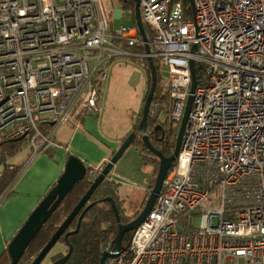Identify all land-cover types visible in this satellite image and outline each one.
<instances>
[{
  "label": "built area",
  "instance_id": "1",
  "mask_svg": "<svg viewBox=\"0 0 264 264\" xmlns=\"http://www.w3.org/2000/svg\"><path fill=\"white\" fill-rule=\"evenodd\" d=\"M105 1L0 0V159L23 137L35 154L58 148L57 128L99 116L113 61L152 57L149 120L175 128L192 107L153 209L105 264H264V0H140L150 55Z\"/></svg>",
  "mask_w": 264,
  "mask_h": 264
},
{
  "label": "water",
  "instance_id": "2",
  "mask_svg": "<svg viewBox=\"0 0 264 264\" xmlns=\"http://www.w3.org/2000/svg\"><path fill=\"white\" fill-rule=\"evenodd\" d=\"M188 1L193 6L194 4L193 0H188ZM134 19L139 29V33L143 41L145 42L146 54L150 55L151 47L149 44L145 26L142 22L141 15H140V0H136ZM194 49H196V47ZM147 60H148L149 68H150L151 87L144 101L142 119H141L138 129L141 133V139H142L144 146L147 148V150L151 154H153L159 159V169H158L154 187L152 191L150 192V195L143 207V210L137 216V218L131 221L130 223L125 224V225L121 224L118 210L116 208V205L113 199L112 198L106 199L107 202H110L112 204L116 219L118 221V233L113 241V245H114L113 253H108V252L102 253L100 264H105L107 258H114L117 256L118 252L120 251L122 247L124 235L136 230L143 223V221L146 219V217L149 215V213L153 209L155 202L158 198V195L162 191V187L166 179V176L169 172V169L174 164V162L176 161L179 155L182 139L184 136L188 117H189L191 107H192V97H190L187 103V107L185 110L183 120L179 127V131H178L179 133L177 136L175 150L170 157L165 156L163 153H161L151 144L150 139H149V134H148L149 110H150L151 103L157 91L158 75H157V69H156V66L154 64L152 57H148ZM191 69H192V80H193L192 93H194L198 82H197V78L195 74V63L193 61L191 62ZM23 139L24 137L21 140ZM136 139H137L136 133H131L125 139L121 147L114 153L110 161L104 165V168L102 169V171L94 179L93 184L90 187V189L81 198L80 202L73 209V211L69 214V216L65 219V221L60 225L56 233L52 236L50 241L40 252L38 257L32 262V264H42L47 259V257L51 254V251L59 244V241L63 237H64V241L66 245L68 246L69 252L63 258L59 259L53 264H65L69 260L73 249L69 245L68 238L71 235L78 233L85 214L92 207L96 205V203H91L87 206L93 194L95 193L97 188L104 182V180L109 175H111V172L113 171V169L115 168L119 160L123 157V155L126 153L128 148L134 144ZM88 170L89 168L77 156L75 155L69 156L66 162L65 170L63 174L60 176V178L58 179L55 186H53V188L41 200L38 206L34 209V211L30 214V216L27 218L25 223L22 225V227L20 228L16 236L9 243L7 251L9 253L11 264L20 263V261L24 257L31 243L35 240V238L40 233V231L43 229V227L50 221L53 214L58 210V208L61 206L63 201L67 198V196L70 193H72V191L76 188V186L86 178L88 174ZM78 216L79 218H78L76 230L74 232H67L70 225L74 222V220Z\"/></svg>",
  "mask_w": 264,
  "mask_h": 264
},
{
  "label": "trees",
  "instance_id": "3",
  "mask_svg": "<svg viewBox=\"0 0 264 264\" xmlns=\"http://www.w3.org/2000/svg\"><path fill=\"white\" fill-rule=\"evenodd\" d=\"M119 1H120L121 9L130 13L131 19L134 23L136 0H119ZM184 1L185 3H188V0H184ZM145 29L148 38L151 40L153 38L152 32L146 26ZM135 61L141 63L143 69L147 74L149 80L148 84L151 87L150 69L147 60L137 59ZM157 97H158V91H156L154 99L156 100ZM157 127L158 126L154 122L148 120V128H150L153 132H158L159 133L158 135L160 137H162V135L166 136L165 137L166 139L165 141L163 140L161 142L157 141L158 144H156L149 137L150 142L157 150H159L165 156L170 157L175 150L177 136H172V133L169 134L170 131L167 132L165 131L166 134L164 135L163 134L164 132L161 131L162 126H159V128ZM176 131H178V129H176ZM132 133L138 134L136 125ZM22 142L23 140H14L6 143L8 145H11L12 147H8L9 151L7 156H5L4 154L2 159H0V162H5V161L7 162L8 160L6 157L8 158L14 157L19 152V148L21 150V146L23 145ZM4 145L2 146L3 149L5 148ZM133 145H136L137 148L139 149L144 164L145 165L153 164L155 166V172H156V170L159 167V160L156 159V157L153 156L147 150L142 140L136 139ZM90 171L91 169L89 168L86 178L76 186V188L72 191V193H70L67 196V198L63 201V203L58 208V210L53 214L50 221L43 227V229L40 231V233L37 235L35 240L31 243V245L27 249L24 257L22 258L19 264H32V262L38 257L40 252L50 241L52 236L56 233L60 225L65 221V219L69 216V214L80 202L81 198L90 189L94 181V179L89 175ZM155 172H154L153 180L151 182V188H153L155 184V176H156ZM19 173H20L19 167L13 166L12 169H10L9 167L5 169L3 176L0 178V198L12 185V183L14 182V180L16 179ZM121 186H122L121 183H119L109 175L104 180V182L97 188V190L93 194L87 206L91 203H96V205L92 207L85 214L78 233L71 235L68 238L69 245L72 247L73 251L70 255L69 260L65 264H100L103 250L109 244L113 243L114 238L118 233V221L116 219L112 204L106 201L107 198L113 199L116 208L118 210L121 224L124 225L128 224L136 216L139 215L138 213L133 217L126 215V209L124 207L125 200H123L121 196ZM143 205H145V203ZM78 218L79 216L70 225L67 232H74L76 230ZM132 234L133 232L124 235L122 242L123 245H127L129 243ZM59 244L62 245L63 248L60 252L54 254L51 257L50 264H53L54 262L63 258L69 252L68 246L64 241V237L59 241ZM0 264H11V260L7 250L0 257Z\"/></svg>",
  "mask_w": 264,
  "mask_h": 264
},
{
  "label": "rangeland",
  "instance_id": "4",
  "mask_svg": "<svg viewBox=\"0 0 264 264\" xmlns=\"http://www.w3.org/2000/svg\"><path fill=\"white\" fill-rule=\"evenodd\" d=\"M105 5L109 22L114 29H119L123 24L133 25L130 13L122 10L120 4H115L114 0H106ZM120 10L123 15L122 20L118 15ZM191 19H193L192 12ZM107 76V81L101 88V111L97 119H99L101 131L107 137L110 139H125L133 132L135 125L136 128L139 127L144 101L149 92V80L141 63L124 55L117 58L108 66ZM179 126L180 124L176 125L175 128L179 130ZM165 127L167 131H170L169 134L172 133V136H178L179 132L173 126L165 124ZM58 135L57 133L56 136ZM22 143L21 150L19 148V152L14 157H6L14 165L25 158L27 148L31 149L26 140H23ZM7 145H4L5 148L3 149L5 156L8 154V147H12L11 145ZM158 169L155 172V180ZM153 173L154 167L144 164L136 145L128 148L111 172V176H115L125 184V186H121V196L125 200L126 215L133 217L137 213L140 214L143 210V204L148 196L146 190L150 185ZM58 245L51 251V254L42 264L51 263V256L61 249Z\"/></svg>",
  "mask_w": 264,
  "mask_h": 264
},
{
  "label": "crops",
  "instance_id": "5",
  "mask_svg": "<svg viewBox=\"0 0 264 264\" xmlns=\"http://www.w3.org/2000/svg\"><path fill=\"white\" fill-rule=\"evenodd\" d=\"M97 118H86L78 129L73 125L60 126L53 136L58 148H50L38 154L33 149L25 148L27 153L23 160L16 165L10 162L20 168V173L0 201V257L30 214L55 186L65 170L69 156H77L88 168H102L121 147L126 138L107 137L101 131ZM151 165L155 172V166ZM111 177L125 186L123 181ZM153 177L154 173L147 188L151 187ZM58 246L61 249L56 253L63 248L60 244Z\"/></svg>",
  "mask_w": 264,
  "mask_h": 264
},
{
  "label": "flooded vegetation",
  "instance_id": "6",
  "mask_svg": "<svg viewBox=\"0 0 264 264\" xmlns=\"http://www.w3.org/2000/svg\"><path fill=\"white\" fill-rule=\"evenodd\" d=\"M137 130H138V134H136V135H137V139H140L141 136H139V134H141V133H140L138 127H137ZM161 131L164 132V133H163L164 135L166 134L165 131L167 132V128L165 127V125L162 126ZM148 134H149V137L151 138V140H153V142L156 143V144H158L157 141H160V142H161V141H163V140L165 141V139H166V138H165L166 136H163V135H162V137H160V136L158 135V134H159L158 132H153L150 128H148ZM141 140H142V139H141ZM152 155H153V154H152ZM153 156H154V155H153ZM155 157H156V156H155ZM156 159H158V158L156 157ZM158 160H159V159H158ZM152 189H153V188H151V187H150V188H147V190H146V191H147V194H148L147 199H148V197H149L150 192L152 191ZM147 199H146L145 201H147ZM145 203H146V202H145ZM138 214H139V213H138ZM136 218H137V216H136L134 219H136ZM134 219H133V220H134ZM133 220H132V221H133Z\"/></svg>",
  "mask_w": 264,
  "mask_h": 264
}]
</instances>
